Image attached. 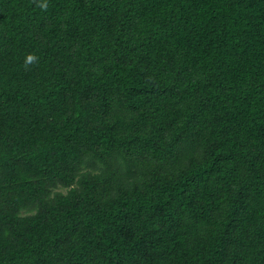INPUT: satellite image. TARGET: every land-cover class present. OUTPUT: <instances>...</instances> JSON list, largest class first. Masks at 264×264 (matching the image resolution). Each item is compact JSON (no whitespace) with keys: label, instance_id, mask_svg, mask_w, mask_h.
I'll list each match as a JSON object with an SVG mask.
<instances>
[{"label":"trees","instance_id":"obj_1","mask_svg":"<svg viewBox=\"0 0 264 264\" xmlns=\"http://www.w3.org/2000/svg\"><path fill=\"white\" fill-rule=\"evenodd\" d=\"M39 3L0 0V264H264V0Z\"/></svg>","mask_w":264,"mask_h":264},{"label":"clouds","instance_id":"obj_2","mask_svg":"<svg viewBox=\"0 0 264 264\" xmlns=\"http://www.w3.org/2000/svg\"><path fill=\"white\" fill-rule=\"evenodd\" d=\"M48 0H40L39 7L41 10H46L48 8ZM39 60V57L34 54H28L24 58V65L27 67L28 65L36 64Z\"/></svg>","mask_w":264,"mask_h":264}]
</instances>
